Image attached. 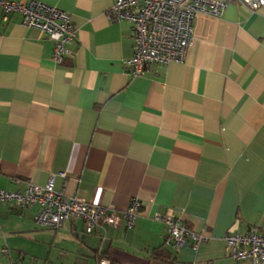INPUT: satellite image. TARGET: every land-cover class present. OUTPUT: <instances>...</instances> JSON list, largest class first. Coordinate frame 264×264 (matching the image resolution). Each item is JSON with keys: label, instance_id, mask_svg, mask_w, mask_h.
I'll use <instances>...</instances> for the list:
<instances>
[{"label": "crops", "instance_id": "1", "mask_svg": "<svg viewBox=\"0 0 264 264\" xmlns=\"http://www.w3.org/2000/svg\"><path fill=\"white\" fill-rule=\"evenodd\" d=\"M33 1L69 15L76 37L57 63L18 16L0 26V189L54 177L67 197L141 208L130 229L86 234L82 221L46 229L36 207L0 203V264H249L230 259L224 236L264 230V7L198 16L184 63L130 78L133 29L107 18L115 0ZM168 211L207 241L167 246L153 218Z\"/></svg>", "mask_w": 264, "mask_h": 264}, {"label": "built area", "instance_id": "2", "mask_svg": "<svg viewBox=\"0 0 264 264\" xmlns=\"http://www.w3.org/2000/svg\"><path fill=\"white\" fill-rule=\"evenodd\" d=\"M231 2L246 6L250 12L264 7V0H115L107 18L127 21L133 29L132 56L124 63L127 74L130 78L138 77L150 65L184 63L192 44V26L196 18H219ZM15 16L22 26L43 33L53 42L51 57L55 62L62 63L64 58L70 57L68 45L75 39L76 32L69 15L39 1L0 0V26L7 25ZM53 179H48L44 186L29 184L21 192L8 193L0 189V203L12 202L22 210L36 207L34 223L46 229L57 230L65 222L82 221L86 234H92L102 225L115 228L124 223L130 229L139 215V201L132 200L125 211L119 212L112 206L107 208L82 198L67 197L54 189ZM168 212L153 218L165 226L167 246L179 250L189 241L190 248L195 251L207 241L202 233L188 229L175 212ZM224 242L234 262L264 264V230L251 227L244 233L229 232ZM7 264L51 263L15 260ZM98 264H109V261L102 258Z\"/></svg>", "mask_w": 264, "mask_h": 264}, {"label": "rangeland", "instance_id": "3", "mask_svg": "<svg viewBox=\"0 0 264 264\" xmlns=\"http://www.w3.org/2000/svg\"><path fill=\"white\" fill-rule=\"evenodd\" d=\"M6 247L5 244H3L2 246H0V263H4L5 262V259L7 258V256H5L6 252H4L3 250V247Z\"/></svg>", "mask_w": 264, "mask_h": 264}, {"label": "trees", "instance_id": "4", "mask_svg": "<svg viewBox=\"0 0 264 264\" xmlns=\"http://www.w3.org/2000/svg\"><path fill=\"white\" fill-rule=\"evenodd\" d=\"M102 258H104V257H98V258H97V264H98V261H99L100 259H102Z\"/></svg>", "mask_w": 264, "mask_h": 264}]
</instances>
